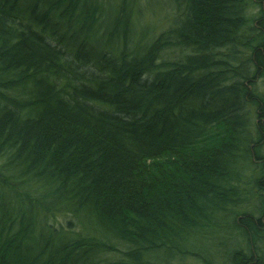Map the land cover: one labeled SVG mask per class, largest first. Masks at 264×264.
Returning a JSON list of instances; mask_svg holds the SVG:
<instances>
[{
	"label": "trees",
	"instance_id": "16d2710c",
	"mask_svg": "<svg viewBox=\"0 0 264 264\" xmlns=\"http://www.w3.org/2000/svg\"><path fill=\"white\" fill-rule=\"evenodd\" d=\"M140 2L0 0V264H264V0Z\"/></svg>",
	"mask_w": 264,
	"mask_h": 264
},
{
	"label": "rangeland",
	"instance_id": "374dc122",
	"mask_svg": "<svg viewBox=\"0 0 264 264\" xmlns=\"http://www.w3.org/2000/svg\"><path fill=\"white\" fill-rule=\"evenodd\" d=\"M138 5H140L141 13L138 18V26L143 27L146 34H150L149 36L168 30L173 26L176 14L171 7L172 5L169 4V0H141ZM251 13L248 14L251 15ZM144 27H147V29H144ZM171 56L173 57V54ZM255 82L258 89H264L262 78L258 74Z\"/></svg>",
	"mask_w": 264,
	"mask_h": 264
},
{
	"label": "bare ground",
	"instance_id": "6f19581e",
	"mask_svg": "<svg viewBox=\"0 0 264 264\" xmlns=\"http://www.w3.org/2000/svg\"><path fill=\"white\" fill-rule=\"evenodd\" d=\"M165 58H166V59L168 58V54L165 56Z\"/></svg>",
	"mask_w": 264,
	"mask_h": 264
}]
</instances>
